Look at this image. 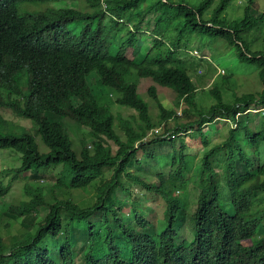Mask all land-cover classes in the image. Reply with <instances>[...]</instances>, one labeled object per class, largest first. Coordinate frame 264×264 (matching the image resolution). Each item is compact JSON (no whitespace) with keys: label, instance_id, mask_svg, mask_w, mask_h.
<instances>
[{"label":"trees","instance_id":"obj_1","mask_svg":"<svg viewBox=\"0 0 264 264\" xmlns=\"http://www.w3.org/2000/svg\"><path fill=\"white\" fill-rule=\"evenodd\" d=\"M54 1L0 0V107L33 120L46 146L41 150L29 130L0 133V149L15 151L21 158L17 167L0 171V198L9 194L12 184L4 181L3 174L13 172L15 180L30 172L33 180H40L46 169L59 167L51 190L93 187L96 199L82 206L56 194L47 201L45 187L27 183L29 199L10 205L9 211L23 217L46 206L48 212L35 232H27L8 248L0 232V264H76L77 254L83 255V264H264V162L251 158L264 145V110L251 111L264 108V87L242 95L233 92V100L226 102L223 86L215 83L208 90L214 102L208 108L198 105L199 86L191 73L201 64L183 59L186 49H182L192 35L209 36L211 41L219 38L234 46L241 62L255 65L264 83V47L253 50L257 36L249 34L264 26V12L252 16L255 0H248L243 18L231 21L224 15L230 0H218L212 11L208 10L214 0L196 5L170 0H82L80 7L50 6ZM30 5L46 7L30 10ZM148 34L152 43L139 45ZM91 72L112 89L118 104L137 111L136 127L128 119L117 123L110 106L98 101L87 80ZM140 77H150L176 93V107L168 108L156 85L149 87L159 108L157 121L138 93L135 79ZM230 77L224 76L225 82ZM181 106L178 114L176 108ZM47 111L81 125L80 153L64 126L50 120ZM171 118L174 126L169 125ZM225 119L235 126L229 125L226 139L212 144L203 131L205 125ZM253 121L257 125L252 126ZM157 128L162 131L148 135ZM194 131L203 147L197 164L184 152L183 135ZM177 139L179 148L172 144L168 150L172 152L169 172H158L156 182L128 170L140 150L155 157L157 151H149L150 143ZM105 169L113 171L109 179ZM191 183L199 188L193 237L178 241L177 224L190 206L185 190ZM134 186L165 201L153 232L145 231L153 222L136 205L142 198L134 196ZM118 189L126 193L123 199ZM224 196L230 200V211ZM126 197L135 202L136 224L121 214ZM62 232L63 242L49 244H56ZM74 233L81 238L86 234L82 247L72 239ZM119 234L127 242L128 256L117 243Z\"/></svg>","mask_w":264,"mask_h":264},{"label":"rangeland","instance_id":"obj_2","mask_svg":"<svg viewBox=\"0 0 264 264\" xmlns=\"http://www.w3.org/2000/svg\"><path fill=\"white\" fill-rule=\"evenodd\" d=\"M175 2H189L191 4H198L202 0H170ZM218 0H214L212 7L209 8L208 11H212L216 6ZM82 4V0H57L54 2H50V6L61 7L70 5L73 7H80ZM248 4V0H230L228 4V8L224 15L228 17V19H241L244 17L245 7ZM147 5V4H146ZM46 5L40 6H28L30 10H38L40 8H45ZM252 16L254 18L260 17L264 12V0H255L254 7H252ZM147 18V17H146ZM150 19L149 29L151 30L154 25L153 15L150 14L147 18ZM249 34L257 36L255 41L252 42V49L257 50L264 47V26L260 31H252ZM148 38L143 37L144 39L139 40V45H150L151 35L148 34ZM146 38V39H145ZM209 36H196L192 35L188 42H186L182 49H186L184 51L183 59H187L190 62H195L201 64V67H198L195 72L191 73L193 80L199 86L196 101L198 105H203L208 108L213 102V95L208 93V90L211 89L215 83L220 86H223V98L224 101L230 102L234 98L233 92L236 94L242 95L245 93L258 92L261 91L264 87V83L260 77V72L258 68L250 63L241 62L236 54L234 46H228L219 38L216 41H211ZM207 43V44H205ZM198 49L200 51L201 56H197L194 53V50ZM140 51V47L138 48ZM206 54V55H205ZM202 55H205L206 58H202ZM202 58L205 60H194L193 58ZM214 60L215 66L213 65L214 71H211L208 66L207 60ZM211 62V61H210ZM225 69V73H221L219 69ZM209 75L205 76L203 81L200 79L201 75L205 73ZM231 75L229 78V82L224 79V76ZM136 78V77H135ZM92 91L97 96L98 101L101 104H107L110 106L114 116L116 117V122H120L121 119H128L132 122L133 126L136 127L137 123L135 122V117L137 116V111L127 105L118 104L116 102L117 95L114 94L111 88L105 87L100 77L96 72H91L87 78ZM137 80L138 93L145 100L149 106L150 111L154 121H157L159 118V108L154 101V99L149 95L148 89L151 85H156L157 93L160 100L164 103V105L168 108L176 107V93L169 87L162 86L157 84L150 77H140L135 79ZM232 90H231V89ZM184 106V105H183ZM183 106L177 107L178 114H181L183 111ZM0 133H11V132H24L31 131L34 135H36L37 141L41 146V150H46V146L42 141L41 134L39 132L38 125L31 120L30 118L19 116L14 111L9 108L0 107ZM45 115L52 121L59 122L66 129L67 134L72 138L74 142V149L77 153H80L81 150V139L83 138V129L81 125L77 123L76 120L70 117H63L54 112H45ZM182 116V115H181ZM181 121H185L181 117ZM175 120L171 118L169 120V125L174 126ZM229 125L235 126L233 121L218 120L215 123L205 125V129H203L204 133L207 134L208 138L214 143H218L227 138L229 133ZM251 125H257L255 121L251 122ZM255 130H258L256 128ZM122 131V130H121ZM162 131V130H161ZM243 131L240 129L237 132V137L239 139L242 138ZM184 142L186 145L185 153L189 155L191 158V163L197 164L202 157L203 147L201 145V137L197 131H194L189 134H184ZM181 140L177 139L174 141H160L156 143H150L149 151H157L154 158L146 155L145 151L140 150L139 156L133 157V161L129 163L128 170L132 171L134 174H140L147 181L156 182L158 177V172H163L166 175L169 172L171 165V154L172 152L168 151L172 144H178ZM114 150L116 149V145L111 141ZM179 148V147H178ZM247 151L251 152L252 149L250 147L247 148ZM251 158L256 160H260L264 162V145L257 150V152L251 153ZM140 162V163H139ZM21 163L20 154L12 151L10 149H0V171L10 169L13 167H17ZM58 168H55L51 171V169H46V173L44 177H41L40 180H33L30 177V172L22 174L19 178L13 179V172L5 173L2 175V178L6 183L10 182L11 190L9 194L0 198V232L3 236V244L5 248H8L13 242L22 238L27 232H35L38 225L43 222V217L48 212L46 206L40 208V213H31L29 215L20 217L16 216L9 211L10 205L19 204L23 200L29 199V196L26 194L25 185L27 183L33 186H43L44 195L47 201L52 199V196L56 194L61 196V198H70L75 202L79 203L82 206L90 205L96 199V191L93 187L87 188H68L61 187L60 190L55 189L51 190L53 183L56 182V177H59L60 172H58ZM113 171L111 169H105V177L110 178L112 176ZM125 179H130L126 178ZM149 179V180H148ZM127 181V180H126ZM128 183V182H127ZM188 193V198L190 202V206L186 211L185 217L181 222L177 224V230L180 232L181 241L183 238L191 239L193 237V214L196 209V197L198 195L199 188L191 183L189 188L185 191ZM117 194L120 198H124L126 196L125 192H122L120 189L117 190ZM134 196H140V200L136 202V205L140 207L141 213L146 216L148 219H151L153 224L145 229V231L153 232L158 226V219L163 216V211L165 208V201L155 195L153 192H150L146 189L141 188L140 186H134ZM128 198L127 204L124 205L121 214L123 218H125L130 223H135V212L133 209V199L132 197ZM223 201L225 207L230 209V200L228 197L224 196ZM83 230L82 228H80ZM65 232L61 233L60 238L57 240V243L49 242L51 245H59L65 239ZM73 240H76V244L79 246L84 245V239H87L86 234L81 237H76V234L71 235ZM117 243L120 244L123 253L125 256L129 255V250L127 246V242L123 236V234L118 235ZM76 264H83L84 258L83 255H76Z\"/></svg>","mask_w":264,"mask_h":264},{"label":"built area","instance_id":"obj_3","mask_svg":"<svg viewBox=\"0 0 264 264\" xmlns=\"http://www.w3.org/2000/svg\"><path fill=\"white\" fill-rule=\"evenodd\" d=\"M194 53L197 55V56H201L200 55V51L198 50V49H195L194 50ZM202 58H206V56L205 55H202ZM220 70V72L221 73H225L226 71H225V69H219ZM249 110H251V109H249ZM260 110H264V108H261V109H252L251 111H260ZM161 130V128H157V129H154V130H152V131H150L149 132V136H152V134H153V132H158V131H160ZM172 137V136H171ZM144 140H146V138H144Z\"/></svg>","mask_w":264,"mask_h":264},{"label":"crops","instance_id":"obj_4","mask_svg":"<svg viewBox=\"0 0 264 264\" xmlns=\"http://www.w3.org/2000/svg\"><path fill=\"white\" fill-rule=\"evenodd\" d=\"M205 44H207V43H205ZM205 55H206V54H205ZM206 60H207V59H206ZM214 60H215V59H214ZM214 60H213V59L210 60L211 62H210L209 60H207V61L209 62V63H208L209 69L212 68L213 65L215 66V64H216L215 61H216V60H215V61H214ZM214 68H215V67H214Z\"/></svg>","mask_w":264,"mask_h":264}]
</instances>
